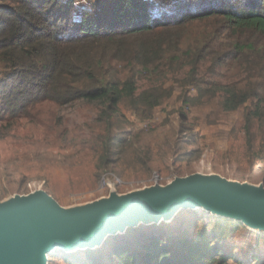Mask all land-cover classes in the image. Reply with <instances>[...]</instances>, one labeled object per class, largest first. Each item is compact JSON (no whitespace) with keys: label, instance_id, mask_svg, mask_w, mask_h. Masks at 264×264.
<instances>
[{"label":"trees","instance_id":"1","mask_svg":"<svg viewBox=\"0 0 264 264\" xmlns=\"http://www.w3.org/2000/svg\"><path fill=\"white\" fill-rule=\"evenodd\" d=\"M75 3L0 0V136L33 124L32 109L82 102L95 110L90 147L100 152L101 173L129 143V132L116 131L121 109L149 121L176 91L182 112L215 102L224 113L242 109L248 132L256 125L264 131V0H96L89 8ZM207 70L212 77H206ZM51 122L49 127L59 131L56 139L67 142L61 120ZM234 178L244 179L240 168ZM173 219L128 228L98 248L54 250L49 259L61 256L71 264L235 261L221 247L240 222L205 219L196 210H180Z\"/></svg>","mask_w":264,"mask_h":264},{"label":"rangeland","instance_id":"2","mask_svg":"<svg viewBox=\"0 0 264 264\" xmlns=\"http://www.w3.org/2000/svg\"><path fill=\"white\" fill-rule=\"evenodd\" d=\"M75 1L88 8L96 2ZM204 74L213 76L208 70ZM178 93L157 108L149 121H139L130 111L121 109L116 131L129 132V143L120 147L109 169L101 173L100 152L90 147L94 145L93 108L81 102L32 109L36 119L33 124L25 122V126L12 127L0 136V201L42 189L63 207L73 208L107 196L109 190L101 185L105 174L109 182L118 180L115 190L119 194L165 185L175 177L193 173H217L264 187V131L256 125L248 132L242 109L224 113L215 102L182 112ZM59 119L69 132L67 142L56 139L58 128L49 127L50 120L54 125ZM3 128L0 126V135ZM85 140H89L87 145ZM237 168L243 180L234 178ZM207 215L211 214L204 212L205 219ZM263 234L241 225L224 238L221 251L235 257L230 264H264ZM48 264L71 262L61 256L51 261L48 256Z\"/></svg>","mask_w":264,"mask_h":264},{"label":"water","instance_id":"3","mask_svg":"<svg viewBox=\"0 0 264 264\" xmlns=\"http://www.w3.org/2000/svg\"><path fill=\"white\" fill-rule=\"evenodd\" d=\"M196 205L264 233V187L216 174L193 173L123 194L112 189L73 208L36 189L0 201V264H48L54 250L98 248L109 236L170 222Z\"/></svg>","mask_w":264,"mask_h":264},{"label":"built area","instance_id":"4","mask_svg":"<svg viewBox=\"0 0 264 264\" xmlns=\"http://www.w3.org/2000/svg\"><path fill=\"white\" fill-rule=\"evenodd\" d=\"M76 5L81 6L82 4H76ZM105 171H107V170H105ZM105 176H106V174L102 177V183H101L102 187H105V190H112V189L115 190L116 185L118 184V180L115 179L114 181L109 182L108 180L105 179Z\"/></svg>","mask_w":264,"mask_h":264},{"label":"bare ground","instance_id":"5","mask_svg":"<svg viewBox=\"0 0 264 264\" xmlns=\"http://www.w3.org/2000/svg\"><path fill=\"white\" fill-rule=\"evenodd\" d=\"M213 174L219 175V174H217V173H213ZM195 209L198 210V211H204V212H206L205 208H203V207H199L198 205L195 206ZM172 219H173V218H172ZM150 225H151V224H150ZM75 251H77V250H75Z\"/></svg>","mask_w":264,"mask_h":264}]
</instances>
